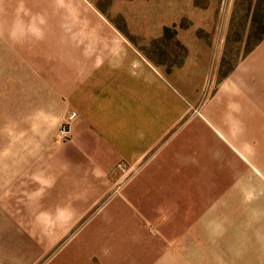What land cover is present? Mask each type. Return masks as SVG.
<instances>
[{"label":"crops","instance_id":"obj_1","mask_svg":"<svg viewBox=\"0 0 264 264\" xmlns=\"http://www.w3.org/2000/svg\"><path fill=\"white\" fill-rule=\"evenodd\" d=\"M263 44L264 37L255 50ZM117 45L127 61L78 65L77 72L70 65L0 61V133L20 135L16 148L30 150L31 162L24 175L19 163L17 180L36 183L21 196V212L40 215L42 223L61 221L64 229L81 223L80 242L97 243L109 214L126 206L156 222L159 238L178 226L189 230V238L185 231L163 237L159 251L147 242L156 256L145 263L184 255L192 264L263 263L264 79L219 77L220 65L209 76L188 75L187 65L167 70L122 39ZM256 65H264V48ZM65 121L70 138L56 140ZM213 131L227 143L212 140ZM120 160L138 171L114 195ZM183 181L191 187L190 221L177 225L169 203L181 196Z\"/></svg>","mask_w":264,"mask_h":264},{"label":"rangeland","instance_id":"obj_2","mask_svg":"<svg viewBox=\"0 0 264 264\" xmlns=\"http://www.w3.org/2000/svg\"><path fill=\"white\" fill-rule=\"evenodd\" d=\"M257 5L264 8V0H0V61L70 65L72 72L78 65H121L129 59L117 45L122 39L136 55L166 65L167 70L187 65L188 75L193 70L209 76L211 67L220 65L219 77L253 83L264 79V65H256L264 44L255 50L258 43L250 32ZM261 18L264 27V15ZM210 136L216 143H227L218 133ZM55 139L65 140L57 139V132ZM19 141L20 135L0 133V264H161L158 257L145 263L149 255L156 256L147 242L155 243L159 251L157 243L163 237L174 240L185 231L178 226L162 231L159 238L156 222L125 206L120 215L110 213L97 230L99 242L89 243L79 240L81 223L64 229L61 221L42 223L40 215L22 213L24 192L36 183L17 180L22 174L19 163L24 175L31 162L30 150L16 148ZM125 162L131 170L125 174L116 164L114 195H120L137 174L138 166ZM178 187L181 196L171 195L169 204L172 221L180 225L190 221V182H180ZM169 217L165 215L163 221ZM132 222L136 229L129 226ZM142 224L144 230L137 229ZM185 233L189 238V230ZM187 258L167 264H192Z\"/></svg>","mask_w":264,"mask_h":264},{"label":"trees","instance_id":"obj_3","mask_svg":"<svg viewBox=\"0 0 264 264\" xmlns=\"http://www.w3.org/2000/svg\"><path fill=\"white\" fill-rule=\"evenodd\" d=\"M264 15V8L255 6L251 14L250 32L254 33L255 41L259 43L264 37V27L262 16Z\"/></svg>","mask_w":264,"mask_h":264},{"label":"built area","instance_id":"obj_4","mask_svg":"<svg viewBox=\"0 0 264 264\" xmlns=\"http://www.w3.org/2000/svg\"><path fill=\"white\" fill-rule=\"evenodd\" d=\"M75 112L71 113L69 119H72L75 116ZM70 137V127L68 121L63 123L57 130V139L63 140L68 139ZM131 166H129L125 161H119L117 163V168L120 169V171L127 174L131 169Z\"/></svg>","mask_w":264,"mask_h":264}]
</instances>
